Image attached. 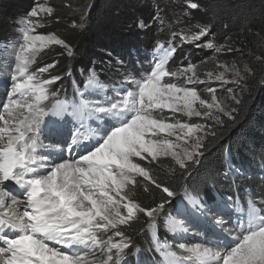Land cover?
<instances>
[{"label":"snow or ice","instance_id":"1","mask_svg":"<svg viewBox=\"0 0 264 264\" xmlns=\"http://www.w3.org/2000/svg\"><path fill=\"white\" fill-rule=\"evenodd\" d=\"M201 4L183 0L182 14L199 11ZM54 12L48 4L34 3L16 37L0 42V67L10 81L0 100V264H128L127 250L134 244L126 230L141 217L146 218L141 232L151 235L161 257L151 264H264V195L253 199L251 190L246 199L189 196L194 211L176 209L184 220L167 215L163 223L173 239L190 236L199 242L170 245L159 232L158 218L177 195V176L188 181L198 173L218 130L235 124L249 79L256 74L248 63L218 62L215 66L223 71H209L201 79L191 63L169 70V58L185 43L217 54L239 51L230 38L215 43L210 24L191 34L172 32L167 45L157 41L149 68L102 82L93 67L82 84L72 80V99H61L60 89L53 91L65 78L53 74L58 62L37 64L42 50L53 45L73 55L65 40L36 31ZM86 15L80 16L81 27ZM164 23L157 7L141 27ZM257 59L264 65V55ZM117 65L124 67V62ZM165 110L169 116L157 115ZM177 113L203 122L182 121ZM224 151L229 172L242 175L231 166V149ZM161 157L172 162L163 179L151 167ZM182 186L187 195V185ZM137 188L151 196V204L137 198ZM193 221L198 230L184 226Z\"/></svg>","mask_w":264,"mask_h":264},{"label":"trees","instance_id":"2","mask_svg":"<svg viewBox=\"0 0 264 264\" xmlns=\"http://www.w3.org/2000/svg\"><path fill=\"white\" fill-rule=\"evenodd\" d=\"M28 1L0 0V42L14 36L17 18L23 15L24 5ZM49 3L55 12L44 24V31L55 33L70 47L79 49L75 57L70 59L72 65L88 70L96 67L101 72L99 76L107 75L105 78L111 76L112 64L118 59L132 61L133 50L152 51L157 41L168 40L178 25L190 28L200 23L210 24L214 42L218 45L225 44L226 38H230L231 46L239 50L233 52L238 56L239 63H248L256 74L249 79L244 92L245 104L240 108L235 124L218 130L217 139L209 142L198 173H194L188 181H181L177 176L175 190L179 195L184 190L182 185L186 184L190 194L206 198L213 196L214 192L232 196L233 192L243 193L246 190H251L254 195H264V177L260 176L264 175V86L260 84L264 65L257 59L264 55V0H202L200 10L192 11L186 19L178 17L173 4L155 6L153 0H95L91 16L84 25L86 27H81L79 21L78 27L71 26L72 18L66 0H49ZM154 6L161 9L164 28H160L159 32L157 29L161 25H153L141 30L139 23L150 21ZM57 50L58 46H53L43 51L40 59L46 63L57 61L56 69L62 68L69 58H64ZM203 65V68H208L209 64ZM226 148L231 149L230 163L251 166L252 173L240 178L231 177L227 166L229 161L225 158ZM170 166L168 161L151 165L154 173L162 179L168 175ZM209 175L214 179L209 181ZM213 184L214 191L211 190ZM135 191L138 199L151 204V196L144 193L142 188ZM173 198L165 206L169 208L168 211L174 209ZM145 227L146 218L141 217L139 223H134L126 230V234L141 244L144 233L141 228Z\"/></svg>","mask_w":264,"mask_h":264},{"label":"rangeland","instance_id":"3","mask_svg":"<svg viewBox=\"0 0 264 264\" xmlns=\"http://www.w3.org/2000/svg\"><path fill=\"white\" fill-rule=\"evenodd\" d=\"M66 1H67V6L69 8L68 12H70L69 16H70V18H72L71 23H70L71 26L78 27L77 21L80 22V16L83 15L85 12H87V15L85 16V23L83 24V26H84L87 23L88 17L91 16V10L94 8L95 0H66ZM37 2L45 3V4H48L49 6H51L49 3V0H30L27 3H25V5H24L25 9L22 12L23 15L20 16L19 18H17V26H15L14 36H12L9 40H13L16 37L18 27H19V22L22 20V18H24L25 14L30 10V8L32 6H34V3H37ZM162 2H163L162 0H153V3L155 6L160 5V4L162 6H165L167 4L168 5L173 4L174 5L173 8H176L174 10L177 11L179 18L183 17L184 19H186V18L190 17L188 15L185 16L182 14L183 10H184L182 7L183 0H166L163 3ZM155 6H154V8L156 9ZM122 8H123V6L120 8L121 11H122ZM47 21L48 20L42 21V27H40L36 30L37 33L38 34H45V35H48V34L56 35L53 32H45L44 31V24H46ZM73 21H75V25L73 24ZM139 24H140L139 25L140 29L144 30L145 27H141V22ZM203 24H205V23H200V24L194 25L190 28H186L182 25H178V27L176 29H173L174 30L173 32H179L180 30L183 29L186 32H188L189 34H191L192 32H194L196 30V28L198 26L203 25ZM84 27H86V26H84ZM159 28L163 29L164 25L159 26ZM161 33H162V31H161ZM211 38L212 37H210V39ZM9 40H7V41H9ZM167 41L168 40H162L161 42H164L167 45ZM175 43H179V38H177ZM53 46H56V45H53ZM53 46H50L48 48L43 49L42 52L45 50H48L49 48H51ZM58 48H59V50H57L56 52L60 53L64 58L65 57L69 58V62L65 66H63L62 68H59V69L55 68L54 69L53 74H61V75L65 76V78L61 82H57L53 91H55L56 89H60L61 99L67 98L68 100H71L73 97L74 90H75V86L73 85L72 80L75 79L78 83L82 84L85 81L88 69H85V68L81 69V68L77 67L76 65H72V62L70 61L71 58L73 59L75 57V55L78 53L79 49L75 50L72 47H70L73 51V55L68 56L67 52L65 51V49L62 46H58ZM154 48L152 49V51H138V50L135 51V50H133L131 53L133 60L132 61L131 60H128V61L123 60L124 67H119L117 65V62L115 64H112L113 67L111 68V70H113V73L111 72V76H109V77L105 78V76H107V75H104L103 77L99 76V73H101L100 70H97L96 67H94V69L98 75V78L102 82H108L109 80H119L121 78V73H123L127 70L149 68L151 62L154 59V55H153ZM42 52H41V54H42ZM103 52L105 53V51H103ZM41 54L37 57V64L39 66H43L44 64H46L45 61L40 59V58H42ZM196 55H198L199 58L196 59ZM119 56H118V58H119ZM177 56H178V58H177ZM120 58H122V57L120 56ZM237 58H238V56L236 55V53L217 54L214 52V50H209L206 48L198 49L192 44L185 43L177 49V52L174 55V57L169 58L167 67L169 68V70L174 71L177 68L187 67L188 64L191 63V64L197 66L198 74L200 75L201 79H204L206 76V73L209 71H213V72L223 71V69H218L215 66L218 62H227L228 64H231L232 62H238L239 66L242 67L243 65L241 63H239ZM117 61H121V60L118 59ZM201 61H205L206 63H208L209 64L208 68H203L204 65L201 63ZM132 62L135 65H133ZM95 65L96 66L98 65L97 62H95ZM1 69H3V68L0 67V72H1ZM69 72H71V74H72L70 77L67 75V73H69ZM82 72H83V75L81 74ZM229 78H231V77L229 76ZM165 82L182 83L183 81L182 80H179V81L169 80L168 78H165ZM212 86L217 87L219 89V83L218 82H212ZM228 86H231V85H225V87H228ZM7 88H10V86H8ZM102 94L103 93H101V95ZM218 95H223V92L218 91ZM3 99H4L3 88H2V86H0V100H3ZM77 99H79V97H77ZM48 107H51V104H49ZM157 115L158 116L159 115L169 116V111L165 110L163 114L158 113ZM176 116L178 119H181L182 121L190 120V122H201V123L203 122L199 118H195V117L188 118L186 116H182L179 113H177ZM51 119L59 121L60 117H53ZM68 120H70V119H68ZM46 142H48V140ZM159 161H168L170 164L172 163L169 157H161ZM227 166H228V171H229L230 164H228ZM231 166L239 168L240 171L243 173L242 175H235L234 173L229 172L231 177L240 178L241 176L251 174L253 171V168L251 166L244 165V164L231 163ZM260 176L264 177L263 174H261ZM247 191L248 190H246V192ZM246 192H243V193L233 192L232 197L240 196L242 199H246V197H245ZM251 194H252L251 198L255 199L257 195L256 194L254 195L252 192H251ZM189 196H196V195L190 194V192L188 190H187V195H185V190H183L179 195H177L173 198V203H174L173 208L174 209L172 211H168L169 208L165 207V211L163 213H161V216L158 218L159 232H160L161 238L162 239L166 238L167 243L170 245H178L179 243L199 242L198 240H195L190 236L186 240L173 239L174 234L167 232L165 227H164V223H163V221L166 219L168 214H171L172 216H174L178 220L179 219H182V220L185 219V217L183 215H179V216L177 215L176 209L178 207H186L189 211H194L191 203L189 202V199H188ZM213 196L220 198L221 196H229V195H219L216 192H214ZM199 197L207 199L205 196H199ZM186 223L187 224L184 226L189 227L190 230H198L195 227L194 221L192 222L191 225L188 222H186ZM133 244H134V247H131L129 250H127V257L126 258L128 260V264H144V262H147V264H151V261H159L161 259L159 253H157L153 249V246L151 244V235L149 233H143L142 234L141 244H138L134 241H133ZM171 250L175 251L176 248L173 247Z\"/></svg>","mask_w":264,"mask_h":264},{"label":"bare ground","instance_id":"4","mask_svg":"<svg viewBox=\"0 0 264 264\" xmlns=\"http://www.w3.org/2000/svg\"><path fill=\"white\" fill-rule=\"evenodd\" d=\"M0 86H2V88H3L4 99H5L6 92L10 90V88H7L8 86H10V81L7 79V72L4 69H1V72H0ZM90 98L95 99V97H90ZM51 118H53V117H51ZM66 118L71 120L70 116H68ZM62 119H64V117H60L59 121H61ZM46 141H47V139L44 141L46 144L53 143V141H50V140H48V142H46ZM57 147H59V146L57 145ZM179 220H182V219H179ZM186 224L187 223L185 222V225Z\"/></svg>","mask_w":264,"mask_h":264}]
</instances>
